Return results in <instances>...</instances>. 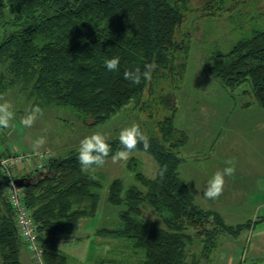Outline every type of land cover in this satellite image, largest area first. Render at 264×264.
<instances>
[{
    "label": "trees",
    "instance_id": "16d2710c",
    "mask_svg": "<svg viewBox=\"0 0 264 264\" xmlns=\"http://www.w3.org/2000/svg\"><path fill=\"white\" fill-rule=\"evenodd\" d=\"M190 7L189 0H0V66L5 67L0 73V94L19 84L33 99V107L66 109L90 125L105 122L133 99L141 101L153 89V79L180 73L183 64L177 66L176 53L183 41L177 33ZM241 13L230 14L228 20L230 25L239 22L243 35L229 50L209 57L205 67L227 89L250 87L248 92L264 109V27L252 24L250 28L247 17L252 16L242 20ZM117 56L119 69L108 71L105 60ZM151 62L157 67L150 80L136 85L124 78L125 71L143 70ZM166 98L161 96L162 103L172 112L156 123L154 131L143 130L150 148L145 151L141 144L134 150L154 157L156 176L146 175L136 156L127 158V168L139 184L126 188L121 178L111 182L107 199L122 207L120 223L98 232L127 241L139 264H202L203 258H210L219 234L237 233L244 225H228L219 213L195 202L179 171L184 160L180 148L188 136L175 124L174 100ZM109 143L112 152L107 158L121 147L119 135ZM0 149L4 155L12 153ZM20 177L32 178L29 185L21 186L22 200L37 227L46 264H69V257L54 245L70 238L83 218L97 213L102 176L82 171L78 149H72L65 155L58 153L43 169L34 168ZM9 184L8 176L0 174V264H23L26 244L7 196ZM146 203L162 225L145 218L142 205ZM211 218L214 228L207 227ZM189 227L204 241L202 254H193L191 260L188 245L194 235L186 232Z\"/></svg>",
    "mask_w": 264,
    "mask_h": 264
},
{
    "label": "rangeland",
    "instance_id": "374dc122",
    "mask_svg": "<svg viewBox=\"0 0 264 264\" xmlns=\"http://www.w3.org/2000/svg\"><path fill=\"white\" fill-rule=\"evenodd\" d=\"M208 1L189 0L191 7L185 11L177 33V39L183 41L180 52L176 53L177 66L183 64L178 67L180 73L153 79L152 93L148 89L141 101L133 99L105 122L86 124L71 111L50 106L42 107L43 115L31 127H25L21 120L33 107L28 91L15 84L0 94V103L11 102L15 112L11 126L2 128L5 134L0 136V148L12 153H34L27 155L26 164L15 168L14 173L20 177L49 163L58 153L65 155L78 149L80 141L94 132L108 133L113 138L133 123H138L145 132L154 131L156 123L172 112L162 103L161 96L166 95L177 107L176 126L188 136L187 143L180 148L184 160L179 171L190 185L195 202L219 213L228 225H244L237 233L219 234L207 264H243L244 253L246 264H261L257 254L264 256V109L254 100L252 92H248L250 87L243 85L233 90L223 87L210 77L205 63L217 52L229 50L243 35L245 30L236 25L239 22L230 25V14L240 10L245 15L242 20L252 16L250 20L247 17L250 28L252 24L264 27V10L261 11L264 0H215L203 7ZM1 33L0 26V37ZM1 72H5L4 66H0ZM41 136L46 144L39 149L42 155L38 156L33 143ZM133 155L146 175L156 176L158 165L151 154L136 151L129 157ZM226 166H234L235 173L226 177L223 194L215 200L206 199L208 180ZM93 169L89 171L101 175L103 180L98 211L83 218L77 231L70 238L57 240L54 248L69 257V264H139L127 241L98 232L117 228L120 223L122 207L107 199L111 182L121 178L126 188L139 183L128 170L126 159L113 163L109 157L102 167L93 166ZM142 207L146 219L162 223L149 204ZM209 221L212 223L207 227L214 228L212 218ZM247 223L251 225L246 226ZM186 232L196 234L192 227ZM193 247L199 252L203 244Z\"/></svg>",
    "mask_w": 264,
    "mask_h": 264
},
{
    "label": "clouds",
    "instance_id": "9594fccd",
    "mask_svg": "<svg viewBox=\"0 0 264 264\" xmlns=\"http://www.w3.org/2000/svg\"><path fill=\"white\" fill-rule=\"evenodd\" d=\"M119 65L120 57L118 56L105 60V66L110 72L117 71ZM156 67L157 65L155 62L146 63L143 70L137 67L133 70L125 71L124 78L133 84L139 85L142 80H150L152 78V73L155 71ZM41 115H43V110L39 105H36L22 118L21 123L25 127H31ZM14 119L15 112L13 110V104L9 101L0 103V128L10 127L11 121ZM110 138V134L97 131L80 141L78 160L82 171L88 172L90 169L94 171L93 166L102 167L106 163V158L112 152L109 143ZM119 143L121 147L112 155L113 163L127 159L129 155L137 149L138 145L142 144L145 151L150 148L149 137L138 123H133L120 131ZM45 144L46 139L43 136L34 141L33 150L38 156L42 155L39 149ZM228 164L231 165V161H229ZM165 171L166 167L160 172L161 178L164 176ZM234 173V166H226L222 170L216 171L207 182L204 197L208 200L218 199L224 192L226 177H231ZM91 178L95 179V176Z\"/></svg>",
    "mask_w": 264,
    "mask_h": 264
},
{
    "label": "built area",
    "instance_id": "2783aa9c",
    "mask_svg": "<svg viewBox=\"0 0 264 264\" xmlns=\"http://www.w3.org/2000/svg\"><path fill=\"white\" fill-rule=\"evenodd\" d=\"M33 154V152L27 153L29 156H33ZM27 155L17 152L4 155L0 149V171L10 177V184L7 187L8 199L16 210L19 232L26 244L28 252L31 255L33 264H46L43 249L38 240L37 227L33 217L31 216V212L24 205L22 200L23 189L15 183V179L17 178L14 173L15 168L23 166L27 163L26 161L29 160ZM41 163L39 164L41 165ZM46 165L47 162L38 167L39 169H43ZM242 263L246 264L245 254L242 258Z\"/></svg>",
    "mask_w": 264,
    "mask_h": 264
},
{
    "label": "crops",
    "instance_id": "0c3cea01",
    "mask_svg": "<svg viewBox=\"0 0 264 264\" xmlns=\"http://www.w3.org/2000/svg\"><path fill=\"white\" fill-rule=\"evenodd\" d=\"M2 134H5V133H2ZM3 141H4V136H3ZM3 144V143H2ZM5 145V144H4ZM6 148V147H5ZM134 152H136V151H134ZM133 152V153H134ZM192 190V189H191ZM193 192V191H192ZM194 194V193H193ZM195 197V196H194ZM200 206V205H199ZM263 218H264V215L262 216ZM257 218V217H256ZM259 218H257V220H258ZM160 225H162V223H159ZM189 230V228L186 230V231H188ZM195 231H196V229H195ZM196 234H192V235H194V237H196V235H197V231L195 232ZM191 234V233H190ZM199 240V241H198ZM197 243H200V246H201V243L203 244V247H202V249H199V252H198V250L197 249H195L193 246L195 245V244H197ZM203 248H204V241H203V238H194V240L192 241V243H190L189 245H188V254H189V260H191V258H192V255L193 254H196L197 256H199V255H201L202 254V251H203ZM23 251H22V253H23V256H22V254H21V258H22V262H23V264H33V261H32V258H31V255H30V253L28 252V250L26 249V247L24 248L23 247V249H22ZM245 254V253H244ZM244 254H242V256H241V260H242V258H243V256H244ZM211 255H212V253L210 254V258L209 259H206V258H203L202 259V264H207L208 263V261L211 259ZM264 255V254H263ZM259 254H257V258H259L260 259V261H261V264H264V256H259ZM239 263H241V262H239Z\"/></svg>",
    "mask_w": 264,
    "mask_h": 264
},
{
    "label": "water",
    "instance_id": "95a60500",
    "mask_svg": "<svg viewBox=\"0 0 264 264\" xmlns=\"http://www.w3.org/2000/svg\"><path fill=\"white\" fill-rule=\"evenodd\" d=\"M45 170H42L41 172L43 173ZM32 178L29 177H18L15 179V183L18 186H25V185H29V183L31 182Z\"/></svg>",
    "mask_w": 264,
    "mask_h": 264
}]
</instances>
